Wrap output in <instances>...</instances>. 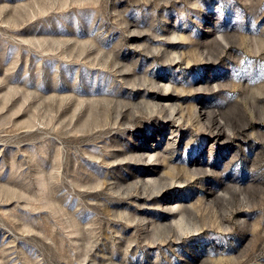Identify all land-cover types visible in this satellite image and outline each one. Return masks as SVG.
<instances>
[{
    "label": "rangeland",
    "instance_id": "rangeland-1",
    "mask_svg": "<svg viewBox=\"0 0 264 264\" xmlns=\"http://www.w3.org/2000/svg\"><path fill=\"white\" fill-rule=\"evenodd\" d=\"M0 264H264V0H0Z\"/></svg>",
    "mask_w": 264,
    "mask_h": 264
}]
</instances>
